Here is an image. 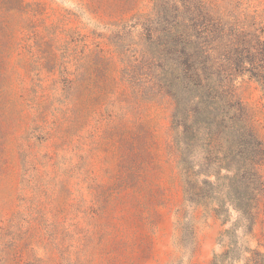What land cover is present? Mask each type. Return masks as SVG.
<instances>
[{"label": "rangeland", "instance_id": "rangeland-1", "mask_svg": "<svg viewBox=\"0 0 264 264\" xmlns=\"http://www.w3.org/2000/svg\"><path fill=\"white\" fill-rule=\"evenodd\" d=\"M202 10L225 38L264 40V0H0V264H215L225 253L238 213L186 202L147 23ZM223 64L264 141L260 86ZM259 198L263 210L264 188Z\"/></svg>", "mask_w": 264, "mask_h": 264}, {"label": "trees", "instance_id": "trees-1", "mask_svg": "<svg viewBox=\"0 0 264 264\" xmlns=\"http://www.w3.org/2000/svg\"><path fill=\"white\" fill-rule=\"evenodd\" d=\"M175 14L169 19L148 18L147 23L159 85L174 100L172 139L180 156L186 202L208 208L219 201L214 212L224 216L223 220H227L230 209L238 213L233 226L221 233L228 249L215 257V264L220 258L222 263L231 264L234 254L243 250L249 253L245 264H264V251L245 246L242 250L238 242L243 230L264 248V227L260 235L255 234L264 212L259 198L264 188V141L254 115L239 96L237 76L227 73L223 64L237 61L245 70L241 75L248 73L264 98V40L258 39L254 45L225 38L222 22L205 10L196 18L179 11ZM161 22L166 23L159 30L156 27ZM232 53L234 59H226ZM220 55L225 57L223 62ZM75 97L77 101L79 95ZM142 155L149 157L143 149ZM189 228V224L185 226Z\"/></svg>", "mask_w": 264, "mask_h": 264}]
</instances>
